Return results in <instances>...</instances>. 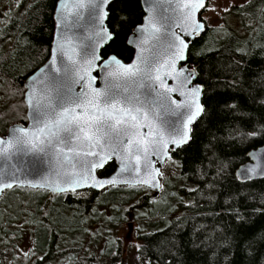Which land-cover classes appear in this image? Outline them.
<instances>
[{"label":"trees","instance_id":"obj_1","mask_svg":"<svg viewBox=\"0 0 264 264\" xmlns=\"http://www.w3.org/2000/svg\"><path fill=\"white\" fill-rule=\"evenodd\" d=\"M57 1L15 0L16 10L0 25V136L27 122L24 82L49 58ZM144 15L140 0L110 4L107 27L113 38L101 50L102 60L114 55L131 61L127 40ZM187 65L203 88V113L189 142L171 152L175 162L168 173H176L178 190L190 188L188 183L194 187L193 202L182 215L170 203L151 210L149 224L164 227L138 235V255L150 264H264V179L241 182L236 175L248 153L264 146V0L232 6L219 27L206 25L190 45ZM115 168L110 162L98 174L108 177ZM161 193L154 197L143 187L55 197L40 190L5 191L0 264H127L117 255L118 240L99 255L84 253L80 243L91 227L100 232L138 219ZM25 230L32 248L21 253L16 244Z\"/></svg>","mask_w":264,"mask_h":264},{"label":"water","instance_id":"obj_2","mask_svg":"<svg viewBox=\"0 0 264 264\" xmlns=\"http://www.w3.org/2000/svg\"><path fill=\"white\" fill-rule=\"evenodd\" d=\"M115 0H108L103 3L102 0H97L98 7L93 8L86 0H58L55 6L53 20L54 32L48 60L29 78L24 82L25 93L23 102L26 107V124L25 125H11L5 136H0V140L9 139L11 132L15 128L29 129L32 127L31 108L29 106V97L33 96L36 99H43L45 95L50 98H56L60 93L65 91L67 87L73 89L75 93H87L90 97L95 95L93 89L99 91L105 88L106 80L111 77L108 73L115 70L117 72L123 71L118 65L106 66V62L110 61L111 55L105 60L101 58V50L112 40L113 36L107 27L108 8ZM142 9L144 11V18L140 25H138L128 37L127 45L133 50V57L129 63H124L118 59L125 66L137 62L138 55L143 50V55L155 61L154 74L158 70L160 80H153L149 83L157 89V91H164L161 85V80L168 88L176 89L166 93L171 97V101H175L171 105L172 109L176 111V115H165L164 121L175 124L176 128L185 131L181 125L184 119L180 113L185 112L183 107L177 108V105L193 99L190 96V90L194 88L199 89V95L195 99L203 108L201 103V96L203 88L198 85L196 80L195 69L187 65V55L191 43L199 38L205 31V23L200 20L202 12L206 9L207 0H204L205 6L194 13V19L203 25V28L193 33L192 18L186 19V13L189 7H195V4L187 5L186 0H172L171 3L154 4L152 0H140ZM105 13L107 15L105 16ZM99 17V19H97ZM111 36L110 39L104 37V31ZM158 29V31H157ZM100 33L98 36L97 33ZM170 34L179 36L187 44L184 50V58L177 59L175 68L171 66L170 60L172 58L173 49L168 47V40ZM58 43L64 45V54L57 52ZM178 43V41H177ZM94 50L95 56L99 57L92 61L90 53ZM54 54L56 56L55 62L53 60ZM91 61V62H90ZM69 66L74 69L71 74L65 78L63 74V66ZM181 71L182 76H177L176 72ZM191 74L190 82H187L183 87L180 81L184 76ZM49 76L51 78H49ZM83 77V79H80ZM81 84L84 87H81ZM141 91H144L141 89ZM184 93V95H181ZM80 109H77L79 112ZM203 111L189 125L190 132L188 133L190 140L191 128L193 124L201 117ZM152 122L153 127L160 126V122L152 121L151 114L149 121ZM165 138H168V130L160 126ZM140 132L147 133L149 128H141ZM187 143L176 147L169 143L166 147H158L155 152H149L145 158L141 154L139 161L133 160L132 166L137 168V171L120 172V162L115 156L107 159L102 167H96L91 170V174L87 183L76 187L74 181L78 178L72 174H65L64 169L57 168L54 161L50 158L35 155L23 156L16 154L11 156V159L0 160V169H3L4 179L0 182V197L5 191L13 188H21L28 190H40L49 193L52 197L63 194H72L76 192L91 191L93 193H100L110 187H143L154 194L156 197L161 193V177L162 169L166 161L171 158V152L185 146ZM11 148V145H5ZM67 151V149H65ZM88 160H94L96 157H85ZM248 162L240 166L236 175L239 181H255L264 179V146L251 150L248 153ZM114 162L116 165L115 171L108 177H100L98 172L105 167L106 164ZM245 168H255L256 173H248V178H242L241 172ZM78 167L69 168V173L79 172ZM115 179V184H101L97 181H107ZM11 184V187H4L3 184ZM63 188L64 191H54V188Z\"/></svg>","mask_w":264,"mask_h":264},{"label":"snow or ice","instance_id":"obj_3","mask_svg":"<svg viewBox=\"0 0 264 264\" xmlns=\"http://www.w3.org/2000/svg\"><path fill=\"white\" fill-rule=\"evenodd\" d=\"M86 2L93 8L98 7L97 0H86ZM102 2L107 3L108 0H102ZM152 2L154 4L171 3L172 0H152ZM186 4L189 6L195 4L194 8L189 7L185 16L186 19L192 18L195 34L203 28V25L193 18L194 13L205 6L204 0H186ZM103 31L104 37L102 38L110 39L111 36L107 34V30ZM97 35L99 36L100 33L98 32ZM168 47L174 50L170 63L175 68L176 60L184 58L187 44L179 36L170 34ZM57 52L64 54L62 43H58ZM90 55L92 61L99 59L95 56L94 50ZM55 59L54 54V62ZM155 63L143 55V50L138 55L137 62L127 66L112 57L106 62V66L118 65L123 71L109 72L108 76L111 79L106 80L103 90L93 89L94 96L90 97L87 93L73 94L71 87H67L56 98L45 95L43 99H36L30 96L32 127L29 129L15 128L9 139L0 140V160L11 159V156L16 154L43 155L54 161L57 168L64 169L65 174L78 177L74 184L79 187L87 183L93 168L102 167L104 162L112 156L120 162L121 173L132 172L138 170L132 166V161H139L142 153L146 158L149 152H155L158 147H166L169 143L179 147L187 143L189 125L203 111L198 100L195 99L199 95V89H191L190 96L193 99L183 105H177V108L186 109L185 112L180 113L184 117L181 125L185 129L181 131L176 128L175 124L163 120L165 115L177 114L171 107L175 101H171V97L166 94L176 89L168 88L161 80L164 91H157L149 83L161 79L158 70L154 74ZM73 70L69 66H63L64 77L67 78ZM176 75L182 76L183 73L177 71ZM191 78V74L184 76L180 81L181 86L190 82ZM81 87L84 85L81 84ZM77 109L80 111L77 112ZM150 114L153 122H160V126L168 130L167 139L160 126L153 127L152 122H147ZM141 128H149V132H140ZM5 145L12 147L7 148ZM89 156L96 157V159H85ZM75 167H78L80 171L68 172L69 168ZM248 173H256V169H243L241 177L248 178ZM3 179L4 172L0 169V182ZM96 183L115 184L117 181L112 179ZM3 186L11 187V184L4 183ZM53 190L64 191L59 187Z\"/></svg>","mask_w":264,"mask_h":264},{"label":"rangeland","instance_id":"obj_4","mask_svg":"<svg viewBox=\"0 0 264 264\" xmlns=\"http://www.w3.org/2000/svg\"><path fill=\"white\" fill-rule=\"evenodd\" d=\"M250 0H207V6L201 15V19L208 27H219L222 24V14L232 6H241L249 2ZM17 8L15 0H4L0 2V25L5 22V15L15 11ZM174 160L170 159L165 163L162 169L163 175L161 177L162 193L160 197L153 202L154 207H150L149 210H144L138 214V219L133 220L130 223H124L117 227H108L101 229L100 232L97 227H91L88 236L84 237V240L80 243L78 240L73 239L72 244L77 245L80 243L81 249L84 253H94L99 255L104 251L106 245L113 240H118V257L124 258L127 264H150L147 260H143L138 255V248L140 246V240L138 235L141 233L152 232L164 227L163 224L154 226L148 222L149 213L151 210H158L160 206L165 203H170L175 208L174 214L182 215L188 212L189 207L193 202L192 190L194 187L190 185L188 189H177L176 173L174 170L168 173V166L174 164ZM169 175V177H167ZM169 180L167 185L165 180ZM183 186V183L178 182V187ZM108 215V213L106 214ZM18 252L27 253L32 248V242L30 240V233L26 230L22 233V241L16 244ZM116 255V254H115ZM105 262L104 264H107Z\"/></svg>","mask_w":264,"mask_h":264}]
</instances>
